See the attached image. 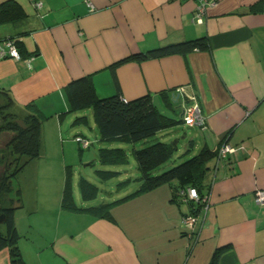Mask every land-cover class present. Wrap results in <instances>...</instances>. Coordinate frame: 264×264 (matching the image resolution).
<instances>
[{
	"label": "crops",
	"instance_id": "obj_1",
	"mask_svg": "<svg viewBox=\"0 0 264 264\" xmlns=\"http://www.w3.org/2000/svg\"><path fill=\"white\" fill-rule=\"evenodd\" d=\"M258 1L216 0L199 22L196 0H0L19 3L26 14L0 24V42L11 38L21 49L20 59L0 58V95L16 115L29 116L25 107L33 104L44 116L40 157L16 177L21 204L14 221L25 264H264V205L254 202L255 191L264 189V10H251ZM198 37L207 38L208 50L110 68ZM84 76L99 98L117 90L125 100L149 94L162 114L179 117L172 126L181 130L190 94L204 116L203 125L186 126L192 149H233L227 161L214 156L208 163L202 192L208 206L193 215L192 228L184 223L188 205L174 199L168 184L141 193L140 179L122 184L121 198L92 205L112 203L106 217L63 208L66 176L56 172L49 181H60L41 197L37 167L47 148L46 124L55 131L70 121L66 85ZM165 129L161 142H168ZM25 245L30 253H22ZM0 264H10L8 248L0 250Z\"/></svg>",
	"mask_w": 264,
	"mask_h": 264
},
{
	"label": "trees",
	"instance_id": "obj_2",
	"mask_svg": "<svg viewBox=\"0 0 264 264\" xmlns=\"http://www.w3.org/2000/svg\"><path fill=\"white\" fill-rule=\"evenodd\" d=\"M251 10L253 12L257 10L263 11L264 0H259L253 4ZM25 15L23 8L17 2L0 4V24L18 22L22 20ZM8 40H11L17 51L21 52V49L16 45L14 40L11 38ZM208 48L209 44L207 38L198 37L134 54L115 62L110 68L114 70L115 66L129 60L143 61L172 54L185 55L194 50L205 51L208 50ZM0 94L5 95V93L1 91ZM66 94L71 105V111L82 110L89 107L92 108L96 125L103 140H124L134 145L136 141L155 135L179 121L162 114L153 104L149 94L136 99L125 100L121 92L117 90L111 95L101 98L96 97L90 78L87 76L70 81L66 85ZM25 109L30 114L26 118L21 119L23 120L22 128H19V126L14 123H10L7 126V130L13 133V137L8 140V145L11 147L10 154L24 155L27 157L18 167V170L12 174L13 178L25 167L29 160L40 157L41 128L44 116L33 104H28ZM84 120L85 116L76 117L75 119V121L78 122ZM181 120L184 124L182 118ZM79 137L82 138V136ZM77 144L79 149L82 150L84 148L79 142H77ZM218 150H216V152H211L207 148H202L179 165L172 166L166 170L164 169L158 173L154 171L159 169L160 165L172 157L173 145L168 142L157 140L155 143L148 145V147H142V149H136L135 147L133 156L138 170L141 173L139 178L141 180V185L137 192L150 191L159 186L168 184L173 188L174 199L178 203L182 201L188 205L191 214H186L185 217L193 215L196 217L197 214L201 212L203 204L201 199L198 202L190 200L187 197L186 189L188 187H193L200 196L203 195L202 192L205 188L204 181L208 171V163L214 156L217 157L219 162L228 160L229 152L223 157H219ZM103 151L101 154L105 153V155H112L110 160L118 161L121 155L119 151L122 150L115 149L114 152L111 150ZM0 163H2V160H0ZM68 176L67 171L62 188L61 206L63 208L68 210H86L103 217L109 215L108 207L113 205L112 203L98 207H85L76 204L72 194L70 178ZM10 177L11 176L7 174L6 166H2L0 170V215L4 214L5 219L3 224H0V250L8 248L10 264H25L18 246V241L21 236L14 221L15 210L21 204V192L19 189L16 191V195L19 198L18 202L14 204L10 203L11 205L5 206V196L11 189ZM79 190L83 201L93 200L98 194L97 189L84 179L79 182ZM128 197L131 196L129 195ZM2 225L4 226V231L1 228Z\"/></svg>",
	"mask_w": 264,
	"mask_h": 264
},
{
	"label": "rangeland",
	"instance_id": "obj_3",
	"mask_svg": "<svg viewBox=\"0 0 264 264\" xmlns=\"http://www.w3.org/2000/svg\"><path fill=\"white\" fill-rule=\"evenodd\" d=\"M11 107L12 102L5 98V96L3 97L0 95V160H2V163H0V170L2 169V166H6L7 174L11 176V189L5 196V206L14 204L19 200L16 195V191L18 190L16 182L18 179L16 177L18 174L15 178L12 177V174L18 170V167L27 159L24 155L10 154L11 147L8 145V140L13 137V133L7 130V126L10 123H14L17 124L19 128H22L23 120L21 119L26 118V116L16 115L13 110H11ZM80 116H85V120L79 122L75 121L76 117ZM66 117L70 118V121L65 118L62 122V129L58 130L57 128L54 131L52 124L47 123L44 130L47 138L45 140L47 148L43 159H39L41 161L37 167V169L42 172V176L39 178V194L42 193L41 197L46 198V193L49 194L48 190L45 189L47 186H52L53 183L58 184L60 181V179L59 181L57 179L49 181V172H56L57 177L60 176V178L63 179L68 171V177L70 178L71 186L73 187L74 197L78 200L77 203L79 205L92 206L101 203L103 200L107 201L121 198L124 193L119 187L125 183H129L128 187H131L135 185L134 182L138 181L141 176L133 156L134 148L142 149V147H148L151 143H155V141L159 139L160 133L136 141L134 145L133 143H128L124 140H103L96 125L91 107L82 109L81 111H71L66 114ZM174 117L179 120V117ZM178 125L169 127L172 130L169 128L165 129L168 130L166 139L168 143L173 145L172 157L160 165L159 169L154 172L159 173L164 169L166 170L172 166L179 165L184 160L191 157V155L197 153V150L192 149L193 146L189 144L188 137L191 129L183 126V129L181 130L180 128H177ZM184 132L187 133L186 137L181 139ZM76 136H82V139L88 141L89 146L82 150L79 149V146L75 141ZM115 149L122 150L119 151L121 155L118 161L110 160L112 155H105V153L101 154L103 150H111L114 152ZM30 169H34L33 165L26 168L25 172ZM20 176L23 178V175ZM82 179L86 180L90 185L97 189L98 194L95 199L81 201L79 182ZM47 181V185H41ZM49 209H52V207L50 206ZM17 226L18 225L16 224V228L18 229ZM20 245H23V243L20 242ZM29 247L31 248V245H25V251L22 253H30Z\"/></svg>",
	"mask_w": 264,
	"mask_h": 264
},
{
	"label": "built area",
	"instance_id": "obj_4",
	"mask_svg": "<svg viewBox=\"0 0 264 264\" xmlns=\"http://www.w3.org/2000/svg\"><path fill=\"white\" fill-rule=\"evenodd\" d=\"M196 14L195 18L197 21L202 22V16L205 13L206 9L209 6H214L216 3V0H196ZM36 8L41 7V2H35L34 3ZM12 57L15 59H20V54L17 51L14 43L11 40H5L0 43V58L3 57ZM188 98V104L185 107V110L182 115V119L184 121V124L187 126H201L204 123V116L201 112V108L198 105V102L196 99L190 95L186 94ZM75 141L79 142L81 146L84 148L88 146V141L82 139L81 137L77 136L75 137ZM233 149L228 146L227 144H224L219 150H218V156L223 157L227 152H232ZM187 197L192 200L198 202L201 199V202L203 204L202 209L207 208L208 206V196L206 195H199L197 190L193 187H188L186 189ZM254 202L258 205H264V189L256 190L254 193ZM195 222L194 216H187L184 218V223L186 225H189L190 228H192L193 224Z\"/></svg>",
	"mask_w": 264,
	"mask_h": 264
},
{
	"label": "water",
	"instance_id": "obj_5",
	"mask_svg": "<svg viewBox=\"0 0 264 264\" xmlns=\"http://www.w3.org/2000/svg\"><path fill=\"white\" fill-rule=\"evenodd\" d=\"M183 138H184V136H181V139H183ZM176 141H177V140H176ZM4 219H5L4 214H1V215H0V224H3Z\"/></svg>",
	"mask_w": 264,
	"mask_h": 264
}]
</instances>
